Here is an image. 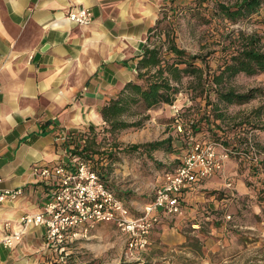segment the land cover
I'll list each match as a JSON object with an SVG mask.
<instances>
[{
	"label": "crops",
	"instance_id": "crops-1",
	"mask_svg": "<svg viewBox=\"0 0 264 264\" xmlns=\"http://www.w3.org/2000/svg\"><path fill=\"white\" fill-rule=\"evenodd\" d=\"M165 1L0 0L1 186L24 191L0 203V264H59L55 256L60 251L46 240L44 227H29L14 248H6L1 243L4 225L10 222L17 227L22 215L43 210L56 184L34 174L33 166L70 162V145L63 136L104 124L100 109L127 82L137 79L135 58L142 53ZM73 6L90 8L93 23L69 22L66 15ZM169 154L170 160L176 157ZM164 155L163 150L150 153L157 164L166 163ZM239 161L232 158L223 174L184 190V213L172 225L162 220L157 225L166 244L173 247L176 242L168 240L184 241L182 229L197 226V216L228 207L250 193L244 179L251 176L238 166ZM155 167L146 165L144 179L154 190L166 172ZM227 181L233 182V188ZM149 201H135V208L142 209ZM99 225L88 238L75 240L61 252L70 259L78 248L84 255V261L67 264H88V256L101 255L94 243Z\"/></svg>",
	"mask_w": 264,
	"mask_h": 264
},
{
	"label": "rangeland",
	"instance_id": "rangeland-1",
	"mask_svg": "<svg viewBox=\"0 0 264 264\" xmlns=\"http://www.w3.org/2000/svg\"><path fill=\"white\" fill-rule=\"evenodd\" d=\"M195 1L166 0L158 15V18L166 16L163 25H168L176 33L177 42L181 47L191 53L206 56L213 68L222 59V45L234 38L239 31L249 34L256 33L260 36L261 48L264 50V8L250 18L237 23L213 19L210 23L203 24L197 19L191 18L187 13ZM213 1L206 0L203 4L210 5ZM221 1L233 3L236 0ZM209 16L208 14L207 17L209 18ZM159 36V30L153 33L151 38L153 44L161 42ZM191 80L192 77L183 79L180 92L173 104L162 103L146 111L149 118L143 126L122 129L113 135L100 129L98 141L101 142V145H97L101 148L100 150H110L114 144H118L124 149L132 144L146 143V139L153 141L170 136L174 138V144L177 145L178 151L173 152L175 153L173 156L176 157L171 160L169 159L170 154L165 152L166 163L157 164L154 157L151 158L150 154L145 155L146 152L143 151L142 154L137 152L119 153L120 160L111 164V170H109L106 179L108 186L124 201L134 216L141 214V209H136L134 202L144 203L152 199L155 194V188L152 189L150 185H146V180H144L146 165L148 168H156L157 165L161 171L167 170L164 166L174 169L180 163V156L190 146L189 135L178 136V121L181 122L180 118H182L184 122L189 123V119H193L194 116L198 118L197 114L205 108L203 97L197 95L196 91L195 93L192 91ZM229 85L238 91H247L250 88H261L264 91V73L256 75L241 73L231 80ZM261 106H264V92L245 104L220 105V109L224 110L226 114L224 119L220 120L223 126L220 134L224 138L223 140L227 139L232 142L240 140L239 144L243 150L250 151L254 147L258 158L264 161V109L256 111ZM135 110V115L126 116L128 120L132 121L142 117V108ZM186 112H189V116H184ZM239 129L241 131H238ZM207 132L205 126L203 130L193 135L199 139L217 140ZM242 132H245L244 135L233 139L234 134ZM218 142L220 143L222 140H218ZM167 154L169 155L167 156ZM128 162L129 164L126 165ZM104 164L106 163L104 162ZM249 165L248 161L241 160L238 166L248 172ZM116 169L119 175L117 178L114 177ZM256 175V177L247 176L244 179L250 190L248 195H242L238 198L239 200L231 201L228 207L218 208L214 211L209 209L204 215L197 216V226L190 225L182 229L184 241L179 242L177 239L167 241L176 242L173 247L160 238L157 224L151 232L150 245L147 249L135 257H129L126 254L127 235L115 223H101L97 227L99 236L94 238V243L98 246L101 255L88 256V264L94 262L96 264H264V203L260 202L257 194V190L264 185V171L259 170ZM146 196L150 199L146 200ZM161 220L171 223V225L176 221L175 218L165 216H162ZM195 235L201 240V248L197 243H192L193 241L190 243V239ZM69 245L71 244L67 246ZM74 245L77 247L78 243H74ZM82 249L84 250V247ZM57 254L55 258L59 264H67L69 261H75V263L84 261V255L79 252L78 248L74 250V256L70 259L65 253L57 252Z\"/></svg>",
	"mask_w": 264,
	"mask_h": 264
},
{
	"label": "trees",
	"instance_id": "trees-1",
	"mask_svg": "<svg viewBox=\"0 0 264 264\" xmlns=\"http://www.w3.org/2000/svg\"><path fill=\"white\" fill-rule=\"evenodd\" d=\"M205 1L196 0L187 11L191 18L203 24L210 23L213 19L237 23L250 18L264 8V0H236L233 3L214 0L212 4L206 6L203 4ZM165 19L166 16L157 19L154 27L150 29L142 53L135 58L137 79L127 82L116 97L100 109L104 124L102 126L89 125L86 130L70 134L67 138L70 145V162L68 163L71 166L82 160L90 163L108 185L106 179L111 170V164L120 160L119 153L142 154L145 151L146 155H149L155 150H163L167 153L178 151L172 136L132 144L124 149L114 144L110 150H100L101 148L97 146L101 145L98 135L101 132L100 129L113 135L122 129L143 126L149 118L146 111L162 103L173 104L180 92L183 79L192 77L190 87L194 93L196 91L197 95L203 97L205 108L197 114L198 118L194 116L193 119H189V123L180 118L184 128L183 132H178V136L197 134L206 126L207 133L217 139L214 141L222 140L220 143L230 151L231 159L236 158L249 162L248 174L252 178L256 177L259 170L264 171V161L259 158L254 160L252 150H247V152L241 149L240 140L238 142L223 140L220 134L223 129L220 120H223L226 114L220 109V105L245 104L263 94L264 91L261 88L238 91L229 85V82L241 73L248 75L264 73V50L261 48L260 36L256 33L237 32L234 38L222 45V59L213 68L206 56L191 53L178 44L176 33L168 25H163ZM158 30L161 42L153 44L152 35ZM137 108H142V117L132 121L128 120L126 116L135 115ZM263 109L264 106H261L256 111ZM184 116H189V112H186ZM244 133L234 134L233 139L240 138ZM164 167L166 171L171 170L167 166ZM257 194L260 202L264 203V185L257 190ZM191 242L197 243L201 248V240L197 235L190 239Z\"/></svg>",
	"mask_w": 264,
	"mask_h": 264
},
{
	"label": "built area",
	"instance_id": "built-area-1",
	"mask_svg": "<svg viewBox=\"0 0 264 264\" xmlns=\"http://www.w3.org/2000/svg\"><path fill=\"white\" fill-rule=\"evenodd\" d=\"M66 19L76 25L88 26L94 21V13L88 7L73 6ZM177 128L183 132L184 125L178 122ZM189 139L190 146L180 157L179 165L165 172L153 199L143 206L138 216L131 214L124 201L90 163L82 160L74 166L68 162L45 166L35 164L32 168L34 174L54 182L56 188L45 201L42 211L22 215L17 227L7 222L1 243L6 248H14L26 229L41 226L45 228L46 240L63 252L75 240L88 238L92 228L112 222L127 235L126 254L135 257L149 246L151 232L162 216L175 218L184 213V190L223 174L231 160L230 151L223 144L199 139L193 134H189ZM252 152L256 160L258 156L254 147ZM247 157L251 158L250 155ZM1 182L0 177V203L16 199L24 192L22 188L2 187ZM227 186L233 187L232 181L227 182Z\"/></svg>",
	"mask_w": 264,
	"mask_h": 264
}]
</instances>
